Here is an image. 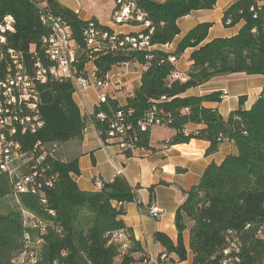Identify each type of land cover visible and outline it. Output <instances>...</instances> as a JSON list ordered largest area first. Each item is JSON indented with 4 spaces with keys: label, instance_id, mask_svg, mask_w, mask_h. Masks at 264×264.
<instances>
[{
    "label": "trees",
    "instance_id": "16d2710c",
    "mask_svg": "<svg viewBox=\"0 0 264 264\" xmlns=\"http://www.w3.org/2000/svg\"><path fill=\"white\" fill-rule=\"evenodd\" d=\"M225 11L226 28L244 22L233 37L206 42L212 23H201L191 29L179 43L175 53L160 49L135 50L129 47L92 53L87 46L85 31L90 24L114 34L113 29L97 20L84 21L79 15L56 0H0V26L6 17L14 18L15 31L7 34L4 51L21 54L32 70L35 53L43 55V38L51 32L44 18L50 13L65 22L75 41L78 76L86 77V66L93 62L98 80H105L114 67L142 65L145 69L141 86L127 98L126 105L108 98L94 108L96 127L104 142L109 141L110 126L121 112L128 135L137 138L135 150H150L152 127L141 126L147 115L156 113L163 125L175 131L167 145L187 144L192 139L210 143L207 155H213L221 145L233 142L237 153L228 155L222 164L212 163L200 182L189 192L176 211L178 241L157 233L155 239L165 249V259L159 264H177L189 260L184 236L189 232L191 264H264V92L251 109L246 110V97L240 98V108L223 117L206 102L222 101L213 93L201 97L186 93L212 80L231 75L264 76V0H232ZM218 0H138L137 9L147 15L153 33L151 46H164L180 36L178 22L195 11L213 10ZM50 12V13H47ZM114 26L117 24L113 19ZM149 34V29L144 31ZM123 37L119 35V38ZM193 49L192 66L187 80L173 78L177 73L170 58L180 57ZM49 69L50 60H43ZM8 58L0 62V78L7 72ZM73 80L51 79L41 87L40 107L44 127L36 134L15 136L23 152L37 149V154L52 145H62L81 138L86 127L81 111L74 101ZM164 99V100H163ZM104 114V119L98 115ZM189 124L202 125L194 134L186 133ZM41 146L37 147V144ZM134 151H124L132 157ZM52 187L44 186L37 195L18 193L14 181L0 172V264H16L26 252H38V264H133L136 253L143 252L139 242L123 220L125 205L138 203L140 186L133 187L123 175L104 183L97 191L81 190L73 179L79 174L78 161L63 162L48 156L45 166ZM153 192V189H151ZM45 201V202H44ZM25 213L32 215L26 217ZM39 222L47 224L42 233ZM126 234L129 248L117 236ZM30 237V243L27 241ZM41 240L39 247L36 243Z\"/></svg>",
    "mask_w": 264,
    "mask_h": 264
},
{
    "label": "crops",
    "instance_id": "0c3cea01",
    "mask_svg": "<svg viewBox=\"0 0 264 264\" xmlns=\"http://www.w3.org/2000/svg\"><path fill=\"white\" fill-rule=\"evenodd\" d=\"M43 2L47 0H42ZM63 6L75 11L84 21L97 20L101 25L109 27L117 34H135L143 30L141 26L115 27L112 22L115 0H56ZM233 4L232 0H218L213 10L195 11L181 18L178 25L181 34L173 43L164 46H153L151 50L160 49L175 53L183 37L201 23H212L206 42L217 38L233 37L238 34L244 22L231 28L223 24L225 11ZM193 49H188L180 57H176L177 73L187 76L192 66L190 60ZM144 67L139 64L114 67L109 73L110 88L105 91L108 98L116 99L121 105H126L127 98L141 86ZM89 87L83 90L78 87L74 92V101L79 107L85 129L81 138L59 145L57 159L63 162L78 161L79 174H73V179L84 191H97V179L102 183H110L117 176L123 175L133 187L138 190V203L125 205L123 220L132 231V236L140 243L143 252L136 253L133 264H159L164 260L166 249L156 241L157 233L166 234L173 242L178 241L176 228V211L185 199V192L196 186L206 169L212 164H222L228 155L237 153L233 142L221 145L218 152L207 155L210 143L200 139H192L187 144L167 145L175 131L166 126H156L151 131L150 150L138 149L132 157H127L115 142H104L96 127L94 108L99 105L100 90L96 87V67L93 62L86 66ZM264 92V76H246L244 74L216 78L198 88H193L186 96H205L213 93L222 95V101L206 102L208 108L218 110L225 118L240 108V98L246 97L244 108L249 110ZM202 125L189 124L187 134H194ZM153 189V192H151ZM151 208L161 210V215L154 217ZM126 234H119V242L127 241ZM184 241L189 250V260H193L190 251V235L185 234ZM114 264H122L118 258Z\"/></svg>",
    "mask_w": 264,
    "mask_h": 264
},
{
    "label": "built area",
    "instance_id": "2783aa9c",
    "mask_svg": "<svg viewBox=\"0 0 264 264\" xmlns=\"http://www.w3.org/2000/svg\"><path fill=\"white\" fill-rule=\"evenodd\" d=\"M138 0H115L113 10V19H121V26H141L143 30L135 34H117L113 35L103 32L94 24H90L85 31V37L88 48L92 53L105 50H116L120 48H131L135 50H150V34L153 33L151 22L147 20V15L137 9ZM50 13V12H47ZM14 18L8 16L4 19L0 27V62L8 58V67L5 77L0 78V172L6 173L14 181L15 190L18 193L39 194L43 187H52L53 180L47 176L49 166L46 165L48 156L55 157L59 145H52L47 151L37 154V149L31 152H23L21 144L15 140L19 133L36 134L41 130L45 123L41 117L40 107L41 87L46 85L49 80H73L75 91L81 88L88 89L89 84L86 77L78 76L76 68V50L77 46L69 26L62 20L54 17L50 13V34L43 38V55L35 53L33 68L30 70L21 54L14 50L4 51L3 46L7 43V34L15 31ZM117 26V27H121ZM116 27V26H115ZM149 29V34L144 31ZM119 35L123 37L119 38ZM54 59L53 72H45L43 60ZM172 63L176 58H170ZM96 87L100 90L99 104L106 102L107 91L111 86L109 74L105 80H98L96 73ZM174 79L186 81L187 76L178 73L173 75ZM164 100V99H163ZM161 114L157 108L147 115L146 122L141 126L144 132L148 127H158L163 125V120L156 115ZM99 119H104L105 115H98ZM131 126L127 125L123 113L119 112L110 126L109 141L115 142L122 152L135 151V141L137 138L128 135ZM101 135V134H100ZM41 144H37V147ZM95 186L101 189L103 183L97 179ZM45 202V201H44ZM150 214L154 217L161 215V210L151 208ZM26 217L32 218V215L25 213ZM38 226L42 233L47 230V224L39 222ZM30 243V237L27 236ZM41 244L39 240L36 248ZM129 244L124 241L123 250H127ZM165 259V257H163ZM38 252L33 250L24 253L16 264H38Z\"/></svg>",
    "mask_w": 264,
    "mask_h": 264
},
{
    "label": "bare ground",
    "instance_id": "6f19581e",
    "mask_svg": "<svg viewBox=\"0 0 264 264\" xmlns=\"http://www.w3.org/2000/svg\"><path fill=\"white\" fill-rule=\"evenodd\" d=\"M44 22H48V23L50 24V16L47 17L46 19L44 18ZM116 22H117V24L121 25V19H116ZM0 27H1V26H0ZM48 60H50V61L54 64V59H48ZM43 66H44V70H45V72H53V67H51V68L49 69V68L46 67L44 64H43Z\"/></svg>",
    "mask_w": 264,
    "mask_h": 264
},
{
    "label": "rangeland",
    "instance_id": "374dc122",
    "mask_svg": "<svg viewBox=\"0 0 264 264\" xmlns=\"http://www.w3.org/2000/svg\"><path fill=\"white\" fill-rule=\"evenodd\" d=\"M156 1H164V0H156ZM55 157L57 158V153H55Z\"/></svg>",
    "mask_w": 264,
    "mask_h": 264
}]
</instances>
